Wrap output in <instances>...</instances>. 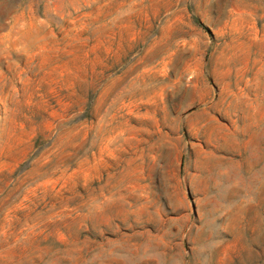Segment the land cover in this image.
<instances>
[{"label": "rangeland", "instance_id": "374dc122", "mask_svg": "<svg viewBox=\"0 0 264 264\" xmlns=\"http://www.w3.org/2000/svg\"><path fill=\"white\" fill-rule=\"evenodd\" d=\"M0 264H264V0H0Z\"/></svg>", "mask_w": 264, "mask_h": 264}]
</instances>
